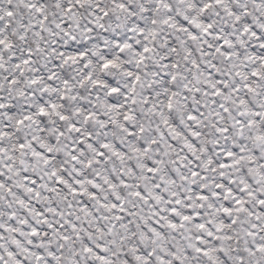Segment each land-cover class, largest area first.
I'll return each mask as SVG.
<instances>
[{
  "label": "snow or ice",
  "instance_id": "6c2138e0",
  "mask_svg": "<svg viewBox=\"0 0 264 264\" xmlns=\"http://www.w3.org/2000/svg\"><path fill=\"white\" fill-rule=\"evenodd\" d=\"M0 264H264V0H0Z\"/></svg>",
  "mask_w": 264,
  "mask_h": 264
}]
</instances>
